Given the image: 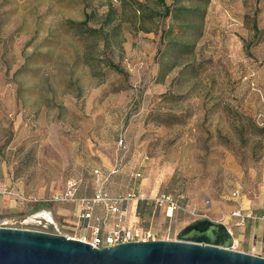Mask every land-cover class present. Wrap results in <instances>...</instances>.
<instances>
[{
    "label": "rangeland",
    "instance_id": "1",
    "mask_svg": "<svg viewBox=\"0 0 264 264\" xmlns=\"http://www.w3.org/2000/svg\"><path fill=\"white\" fill-rule=\"evenodd\" d=\"M115 167L157 240L264 198V0H0V227L88 235L53 197Z\"/></svg>",
    "mask_w": 264,
    "mask_h": 264
},
{
    "label": "water",
    "instance_id": "2",
    "mask_svg": "<svg viewBox=\"0 0 264 264\" xmlns=\"http://www.w3.org/2000/svg\"><path fill=\"white\" fill-rule=\"evenodd\" d=\"M228 227L211 219L185 226L175 240L95 248L37 230L0 227V264H264V257L232 249Z\"/></svg>",
    "mask_w": 264,
    "mask_h": 264
},
{
    "label": "built area",
    "instance_id": "3",
    "mask_svg": "<svg viewBox=\"0 0 264 264\" xmlns=\"http://www.w3.org/2000/svg\"><path fill=\"white\" fill-rule=\"evenodd\" d=\"M118 147L121 150L126 149L122 137L118 141ZM116 172L117 167L112 169L107 176H104L99 169H94L92 174L97 184H101L92 196H80L78 191L82 185V179L79 177H71L66 181L63 192L54 195L53 199L54 201L71 202L76 205V218L84 224V227L89 233L78 240L89 243L95 248L114 246L120 243L157 240L158 238L155 237V234L151 230L144 229L137 223L127 222V202L130 200L138 201L140 199L139 196H136L134 193H127L124 196L117 197L111 195L105 189L109 177ZM139 175L137 174L136 176ZM104 183L105 186H103ZM232 195L236 199L239 198V191H234ZM163 198L158 199L156 202L162 203ZM165 199L169 203L166 216L172 217L173 210L177 208V203L169 197H165ZM97 206H100L104 211V215L100 218L96 214ZM231 216L238 218L240 222H244L249 215L242 208L237 207L232 211ZM108 218L113 219L114 223L110 230L104 231V224ZM66 237L72 238L69 236Z\"/></svg>",
    "mask_w": 264,
    "mask_h": 264
},
{
    "label": "crops",
    "instance_id": "4",
    "mask_svg": "<svg viewBox=\"0 0 264 264\" xmlns=\"http://www.w3.org/2000/svg\"><path fill=\"white\" fill-rule=\"evenodd\" d=\"M237 207L242 208L246 212V214L249 215L245 219V221L240 222L238 218L233 217L229 218L228 221H225L223 223L231 231L232 236L235 240L248 241L249 239H252V249L259 251H254V254L261 255L260 253L264 251V198H260L257 201L243 200L236 206H234L232 211ZM135 208L138 209V214L141 216L150 214V211L146 213L147 209L140 208L138 206V203L135 205ZM111 228L112 226L110 227V229Z\"/></svg>",
    "mask_w": 264,
    "mask_h": 264
},
{
    "label": "trees",
    "instance_id": "5",
    "mask_svg": "<svg viewBox=\"0 0 264 264\" xmlns=\"http://www.w3.org/2000/svg\"><path fill=\"white\" fill-rule=\"evenodd\" d=\"M150 211V210H149ZM149 211H147L146 213H148Z\"/></svg>",
    "mask_w": 264,
    "mask_h": 264
},
{
    "label": "bare ground",
    "instance_id": "6",
    "mask_svg": "<svg viewBox=\"0 0 264 264\" xmlns=\"http://www.w3.org/2000/svg\"><path fill=\"white\" fill-rule=\"evenodd\" d=\"M45 214V213H44Z\"/></svg>",
    "mask_w": 264,
    "mask_h": 264
}]
</instances>
